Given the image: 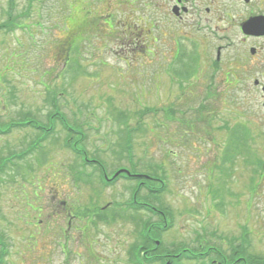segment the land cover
<instances>
[{"label": "rangeland", "instance_id": "obj_1", "mask_svg": "<svg viewBox=\"0 0 264 264\" xmlns=\"http://www.w3.org/2000/svg\"><path fill=\"white\" fill-rule=\"evenodd\" d=\"M133 1L134 6L125 0H83L85 7L97 8L94 17H88L85 7L74 12L70 19L76 22L66 20V32L60 29L75 0H0V24L12 18L0 29V234L8 249L1 264H67L62 252L71 253L68 264H93L94 259L86 263L84 248L94 249V241L98 260L108 264L110 257L118 259L114 253L130 247L136 222L160 220L140 208L111 205L114 200L131 203L134 182L119 179L105 187L90 175L92 166L63 147L67 142L100 160L109 174L120 165L131 168L127 159L133 157L138 172L154 176L152 187L165 182L163 193L146 200L162 204L166 221L171 220L162 235L165 247L171 249L166 243L172 241L183 242L180 249L199 250L192 238L201 232L202 243L228 252L230 246L239 247V235L247 230L241 257L247 264H259L257 259L264 257V170L254 172L231 137L240 132L239 125H252L251 152L264 162L258 89L224 85L225 77H233L227 74L233 67L220 64L207 72L208 54L198 32L182 27L194 41L179 39L175 50L169 36L180 30L165 28L174 21L148 15L143 3L153 0ZM145 17L140 30L152 29L142 46L146 33L129 31L126 38L124 32L136 29L134 22ZM109 18L111 33L103 30ZM79 29L89 30L88 42L82 38L63 63L67 35ZM209 89L217 91L215 100ZM221 90L229 94L227 105L223 94L219 101ZM53 102L73 131L65 133L57 124L44 138L49 124L38 122L41 129L16 125L47 121ZM125 141L132 154L122 153ZM33 145L36 149L19 159ZM111 207L120 215L107 224L96 222L97 213L113 215Z\"/></svg>", "mask_w": 264, "mask_h": 264}, {"label": "flooded vegetation", "instance_id": "obj_2", "mask_svg": "<svg viewBox=\"0 0 264 264\" xmlns=\"http://www.w3.org/2000/svg\"><path fill=\"white\" fill-rule=\"evenodd\" d=\"M170 1H172L171 9L174 8L176 11V17L193 15L187 26L220 33L232 41L231 52L234 53L232 59L255 64V68L258 69L257 82L261 83V87L264 86V25L251 32H246L244 29V24L248 20L261 18L264 21V0ZM179 21L181 20L178 19ZM261 96L264 97V94ZM127 258L128 264H131L128 256Z\"/></svg>", "mask_w": 264, "mask_h": 264}, {"label": "trees", "instance_id": "obj_3", "mask_svg": "<svg viewBox=\"0 0 264 264\" xmlns=\"http://www.w3.org/2000/svg\"><path fill=\"white\" fill-rule=\"evenodd\" d=\"M11 24V22H8V26ZM240 133L237 134V132H232V137H233V145H241L243 151L246 154V158L245 160L249 163V164H253L256 166V164L259 162L258 159L256 158L257 156L255 154H253L252 151V138H254L253 136V132L251 131L250 127L247 126H242L240 125ZM25 155V153H23ZM2 167V166H1ZM0 167V170H2V168ZM154 180V179H153ZM158 189L153 190L151 193H153L152 195L155 194V196H157V193H160L162 191V188L159 186ZM135 194L139 195L138 191L135 192ZM236 255V253L234 254ZM258 263L259 264H263L264 263V257L258 258ZM261 260V261H259Z\"/></svg>", "mask_w": 264, "mask_h": 264}, {"label": "snow or ice", "instance_id": "obj_4", "mask_svg": "<svg viewBox=\"0 0 264 264\" xmlns=\"http://www.w3.org/2000/svg\"><path fill=\"white\" fill-rule=\"evenodd\" d=\"M85 7V4L83 3V0H75V3L73 5V9L75 13L81 12V10ZM75 18L73 17L72 19L69 20L70 24H74Z\"/></svg>", "mask_w": 264, "mask_h": 264}]
</instances>
